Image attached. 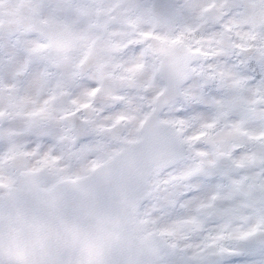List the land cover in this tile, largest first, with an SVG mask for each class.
I'll return each instance as SVG.
<instances>
[{
	"label": "snow or ice",
	"instance_id": "obj_1",
	"mask_svg": "<svg viewBox=\"0 0 264 264\" xmlns=\"http://www.w3.org/2000/svg\"><path fill=\"white\" fill-rule=\"evenodd\" d=\"M0 264H264V0H0Z\"/></svg>",
	"mask_w": 264,
	"mask_h": 264
}]
</instances>
